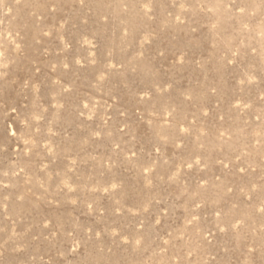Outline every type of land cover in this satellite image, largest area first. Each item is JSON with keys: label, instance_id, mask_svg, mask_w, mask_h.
I'll list each match as a JSON object with an SVG mask.
<instances>
[{"label": "rangeland", "instance_id": "374dc122", "mask_svg": "<svg viewBox=\"0 0 264 264\" xmlns=\"http://www.w3.org/2000/svg\"><path fill=\"white\" fill-rule=\"evenodd\" d=\"M0 264H264V0H0Z\"/></svg>", "mask_w": 264, "mask_h": 264}]
</instances>
